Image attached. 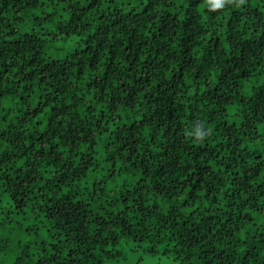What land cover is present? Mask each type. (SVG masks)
I'll use <instances>...</instances> for the list:
<instances>
[{
    "label": "trees",
    "instance_id": "trees-1",
    "mask_svg": "<svg viewBox=\"0 0 264 264\" xmlns=\"http://www.w3.org/2000/svg\"><path fill=\"white\" fill-rule=\"evenodd\" d=\"M126 249L264 264V0H0V264Z\"/></svg>",
    "mask_w": 264,
    "mask_h": 264
},
{
    "label": "rangeland",
    "instance_id": "rangeland-1",
    "mask_svg": "<svg viewBox=\"0 0 264 264\" xmlns=\"http://www.w3.org/2000/svg\"><path fill=\"white\" fill-rule=\"evenodd\" d=\"M71 49V46L66 45L64 51ZM126 256H120L115 258L113 261L108 262L107 264H176L172 261H163L160 262L158 257L150 258L145 256L141 252H130L129 249H126Z\"/></svg>",
    "mask_w": 264,
    "mask_h": 264
},
{
    "label": "clouds",
    "instance_id": "clouds-1",
    "mask_svg": "<svg viewBox=\"0 0 264 264\" xmlns=\"http://www.w3.org/2000/svg\"><path fill=\"white\" fill-rule=\"evenodd\" d=\"M231 2L232 0H218V2H216V0L215 2L214 0H207V6L210 8V10H216L223 8L226 3H231Z\"/></svg>",
    "mask_w": 264,
    "mask_h": 264
},
{
    "label": "snow or ice",
    "instance_id": "snow-or-ice-1",
    "mask_svg": "<svg viewBox=\"0 0 264 264\" xmlns=\"http://www.w3.org/2000/svg\"><path fill=\"white\" fill-rule=\"evenodd\" d=\"M216 2H218V0H216Z\"/></svg>",
    "mask_w": 264,
    "mask_h": 264
}]
</instances>
